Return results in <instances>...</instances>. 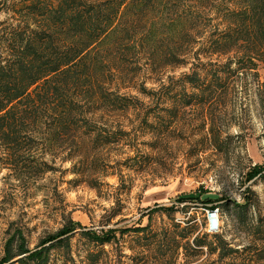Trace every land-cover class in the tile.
I'll return each instance as SVG.
<instances>
[{
	"label": "trees",
	"instance_id": "16d2710c",
	"mask_svg": "<svg viewBox=\"0 0 264 264\" xmlns=\"http://www.w3.org/2000/svg\"><path fill=\"white\" fill-rule=\"evenodd\" d=\"M0 13L7 16L0 20V149L17 179L50 172L55 152L67 148L73 153L63 161L76 160L69 169L81 174L87 163L78 153L89 141L99 146L100 141L124 140L127 131L101 127L96 118L105 109L135 107L139 99L121 94L123 89L172 99L165 115L148 114L138 122L158 140L175 131L181 111L221 96L230 81L249 68L247 62L264 59V0H230L227 5L223 0H0ZM196 44L205 56L227 60L171 77L157 90L137 86L134 74L129 77L139 60L154 73L185 64ZM209 134L211 141H220L212 127ZM191 199L205 206L216 200L198 193ZM236 204L246 213L252 203ZM226 205L213 204L208 210L222 209L224 215ZM66 221L59 232L41 240L39 250L30 248L24 235H12L0 264H111L114 253L111 256L105 247L131 231L146 229L86 230L71 217ZM263 226L254 221L252 230L262 232ZM76 234L87 242L83 254L75 251ZM187 235L174 237L171 252L184 248L200 254L203 247L219 249L220 257L235 252L218 234L213 235L214 249L213 242L204 240L207 233L193 240Z\"/></svg>",
	"mask_w": 264,
	"mask_h": 264
},
{
	"label": "rangeland",
	"instance_id": "374dc122",
	"mask_svg": "<svg viewBox=\"0 0 264 264\" xmlns=\"http://www.w3.org/2000/svg\"><path fill=\"white\" fill-rule=\"evenodd\" d=\"M228 3L223 0V5ZM6 18L0 13V20ZM200 49L196 44L185 64L162 67L157 73L139 60L132 64L137 68L129 77L134 74L137 86L157 90L169 84L171 77L227 60V56H205ZM247 65L221 96L181 111L175 131L161 140L150 138L138 122L148 114L165 115L172 99L145 96L134 88L121 90L139 99L135 107L105 109L96 118L101 127L120 128L128 136L121 141H100L99 146L89 141L78 153L87 163L81 174L69 169L76 160L63 161L73 153L67 148L55 152L50 172L36 179L26 175L17 179L0 149V261L12 235H24L30 248L39 250L41 240L59 232L71 217L86 230L146 228L105 247L111 256L114 253L111 264H264V226L262 232L252 230L254 221L264 225V59ZM203 119L207 124H202ZM210 127L220 141H211ZM196 193L216 200L205 206L191 199ZM245 201L252 204L241 213L236 203ZM219 203L228 205L224 215L216 209L218 221L212 227L208 207ZM113 214L117 215L111 219ZM185 226L192 240L207 233L204 240L213 242L214 249L213 235L218 234L235 252L225 257H220L219 249L208 247L200 254L184 248L171 252L174 237L179 239ZM73 243L75 251L83 254L87 242L76 234Z\"/></svg>",
	"mask_w": 264,
	"mask_h": 264
},
{
	"label": "built area",
	"instance_id": "2783aa9c",
	"mask_svg": "<svg viewBox=\"0 0 264 264\" xmlns=\"http://www.w3.org/2000/svg\"><path fill=\"white\" fill-rule=\"evenodd\" d=\"M209 219L212 225V222L214 221L215 223H217L218 221V211L215 209L214 211H210L209 213Z\"/></svg>",
	"mask_w": 264,
	"mask_h": 264
},
{
	"label": "water",
	"instance_id": "95a60500",
	"mask_svg": "<svg viewBox=\"0 0 264 264\" xmlns=\"http://www.w3.org/2000/svg\"><path fill=\"white\" fill-rule=\"evenodd\" d=\"M214 225H215V222L213 221V222H212V227H213Z\"/></svg>",
	"mask_w": 264,
	"mask_h": 264
}]
</instances>
